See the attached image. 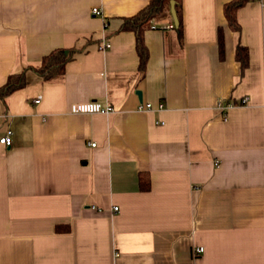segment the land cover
<instances>
[{
    "label": "crops",
    "instance_id": "1",
    "mask_svg": "<svg viewBox=\"0 0 264 264\" xmlns=\"http://www.w3.org/2000/svg\"><path fill=\"white\" fill-rule=\"evenodd\" d=\"M231 1L183 0L182 39L153 20L143 74L121 28L150 0H0V88L81 50L0 99V264H264V0L238 10L244 75ZM90 101L115 112L71 113Z\"/></svg>",
    "mask_w": 264,
    "mask_h": 264
},
{
    "label": "trees",
    "instance_id": "2",
    "mask_svg": "<svg viewBox=\"0 0 264 264\" xmlns=\"http://www.w3.org/2000/svg\"><path fill=\"white\" fill-rule=\"evenodd\" d=\"M151 2L138 14L131 18L125 19L122 26V30H133L136 34V45L137 52L140 61V71L144 74L148 62V48L144 42V34L146 29L150 27L153 20H160L161 18L170 16L171 14V2L174 0H150ZM176 1V10L179 15L180 24L176 27L178 29L180 38L183 36L182 22H181V11L183 0ZM251 1L257 0H232L224 5V13L226 15L228 26L232 31L238 34L237 45L235 50V56L240 64V69L244 75L247 72L249 66V49L240 41V35L242 27L238 21V10L245 7ZM220 46L223 49L224 38L222 32L219 34ZM80 49L74 47V49L60 48L46 55L42 59L40 66H31L20 73L12 74L8 78L6 84L0 88V99L3 101L12 94L22 90L28 86L27 72L34 71L44 82L56 80L62 77L65 72L66 65L74 59V56L80 52ZM144 177L141 178V180ZM143 182V183H142ZM146 182V181H145ZM142 187H147L144 184V180L141 181Z\"/></svg>",
    "mask_w": 264,
    "mask_h": 264
},
{
    "label": "built area",
    "instance_id": "3",
    "mask_svg": "<svg viewBox=\"0 0 264 264\" xmlns=\"http://www.w3.org/2000/svg\"><path fill=\"white\" fill-rule=\"evenodd\" d=\"M93 14L99 15L100 11L98 9V7L93 8ZM105 47H110L109 44H103L102 47H100L101 49L105 48ZM40 99L35 100V103H40ZM249 102L248 98H244L243 100L240 101V103L238 102H227V104H223L221 103L219 105V108L222 111H226L227 109L234 107L235 105H245ZM152 107L151 103H148V105H146V108H150ZM143 108V106H142ZM70 111L72 114L76 115V114H95V113H99V114H111L113 112H115V108L111 105H103L97 101H90V102H76V104H72ZM13 132L11 129H8L4 135L3 138L0 139V143L2 145H6V146H10L13 142ZM93 146H95V143H92ZM115 210L118 211L119 208L115 207ZM204 252V248L201 246H197L196 249H194V254L197 256V254H200Z\"/></svg>",
    "mask_w": 264,
    "mask_h": 264
},
{
    "label": "water",
    "instance_id": "4",
    "mask_svg": "<svg viewBox=\"0 0 264 264\" xmlns=\"http://www.w3.org/2000/svg\"><path fill=\"white\" fill-rule=\"evenodd\" d=\"M171 14L173 15L175 25L178 26L180 23V20H179V15L177 14V10H176L175 0L171 2Z\"/></svg>",
    "mask_w": 264,
    "mask_h": 264
}]
</instances>
